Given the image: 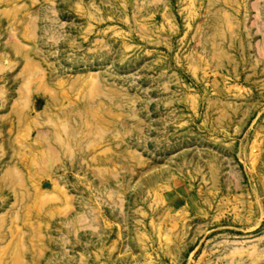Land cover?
I'll return each mask as SVG.
<instances>
[{"label":"rangeland","instance_id":"obj_1","mask_svg":"<svg viewBox=\"0 0 264 264\" xmlns=\"http://www.w3.org/2000/svg\"><path fill=\"white\" fill-rule=\"evenodd\" d=\"M0 264H264V0H0Z\"/></svg>","mask_w":264,"mask_h":264}]
</instances>
